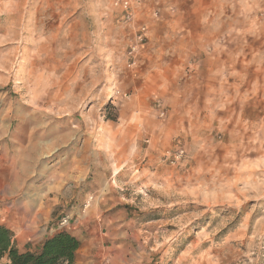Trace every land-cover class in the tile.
<instances>
[{"label":"rangeland","instance_id":"374dc122","mask_svg":"<svg viewBox=\"0 0 264 264\" xmlns=\"http://www.w3.org/2000/svg\"><path fill=\"white\" fill-rule=\"evenodd\" d=\"M130 1L0 0V226L264 264V0Z\"/></svg>","mask_w":264,"mask_h":264},{"label":"crops","instance_id":"0c3cea01","mask_svg":"<svg viewBox=\"0 0 264 264\" xmlns=\"http://www.w3.org/2000/svg\"><path fill=\"white\" fill-rule=\"evenodd\" d=\"M134 12V11H133ZM143 26V25H141ZM135 63V62H134ZM134 63H131L129 66H133ZM139 76L141 78L140 87L149 88L148 84L152 82V80L147 77V74H142V71H138ZM96 202L93 201L91 204L87 203L84 205V209H82V213L85 215L86 209L90 208L88 214L86 216H82V223L88 221L86 223V228H89V231L94 233V237L96 238V230H99L104 226V221H98L100 217L97 210H95ZM96 211V212H95ZM95 212V213H94ZM38 215V213H37ZM36 216V215H34ZM93 222V223H90ZM91 229V230H90ZM101 233V232H100ZM99 234V233H98ZM51 236H44L43 234H31L29 231L25 232H14L13 231V246L20 252L25 251H34L39 247V245L47 238ZM74 237L80 241V247L76 252L74 264H105V263H113L114 260V251L111 247L107 246L105 241V235H99L97 240H83L78 235H74ZM94 238V239H95ZM100 241V242H99ZM3 263H6L7 260L3 259Z\"/></svg>","mask_w":264,"mask_h":264},{"label":"trees","instance_id":"16d2710c","mask_svg":"<svg viewBox=\"0 0 264 264\" xmlns=\"http://www.w3.org/2000/svg\"><path fill=\"white\" fill-rule=\"evenodd\" d=\"M79 247L77 238L61 231L45 239L36 250L20 252L13 246L12 232L0 226V264H74Z\"/></svg>","mask_w":264,"mask_h":264},{"label":"built area","instance_id":"2783aa9c","mask_svg":"<svg viewBox=\"0 0 264 264\" xmlns=\"http://www.w3.org/2000/svg\"><path fill=\"white\" fill-rule=\"evenodd\" d=\"M114 6L121 10L124 17V22L132 21V11H131V1L130 0H114ZM146 38V27L140 26L137 29V34L135 36L134 43L130 46L127 55L131 58H134L138 53L139 48L142 46ZM183 155L182 150H177L175 153V159L180 158ZM68 223L67 219L61 221V226H64Z\"/></svg>","mask_w":264,"mask_h":264}]
</instances>
